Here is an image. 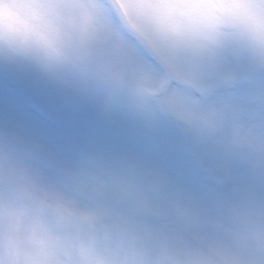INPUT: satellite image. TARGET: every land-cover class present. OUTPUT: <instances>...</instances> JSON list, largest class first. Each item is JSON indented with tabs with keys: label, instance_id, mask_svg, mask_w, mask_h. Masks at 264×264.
<instances>
[{
	"label": "clouds",
	"instance_id": "obj_1",
	"mask_svg": "<svg viewBox=\"0 0 264 264\" xmlns=\"http://www.w3.org/2000/svg\"><path fill=\"white\" fill-rule=\"evenodd\" d=\"M229 57L264 68V0H0V69L166 116L206 181L0 138V264H264V118L190 95L235 87Z\"/></svg>",
	"mask_w": 264,
	"mask_h": 264
},
{
	"label": "rangeland",
	"instance_id": "obj_2",
	"mask_svg": "<svg viewBox=\"0 0 264 264\" xmlns=\"http://www.w3.org/2000/svg\"><path fill=\"white\" fill-rule=\"evenodd\" d=\"M226 67L239 78L235 87L219 88L208 96L193 92L192 99L206 106L228 105L249 121L264 118V110L258 106L264 99V68L231 57L227 58ZM7 79L15 82V96L0 98V138L26 140L69 169L83 165L93 156L135 158L154 169L160 162L167 167L174 164L175 176L170 179L179 184L185 181L187 187L194 180L198 190L206 187L203 175L195 169L194 146L191 155L182 148L181 126L177 122L159 116L149 125L123 104L110 105L96 96H88L93 104L90 111L72 112L56 103L51 93L56 83L39 73L0 69V83ZM38 85L36 91L41 92L36 96L34 88ZM191 170L196 172L195 178ZM48 174L60 179L52 170ZM238 175L251 179L254 173L250 165L242 164Z\"/></svg>",
	"mask_w": 264,
	"mask_h": 264
}]
</instances>
